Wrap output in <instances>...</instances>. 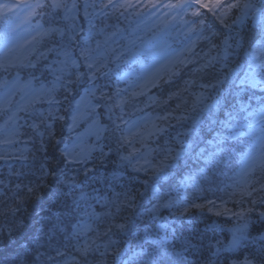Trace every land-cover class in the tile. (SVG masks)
<instances>
[{
    "label": "snow or ice",
    "instance_id": "6c2138e0",
    "mask_svg": "<svg viewBox=\"0 0 264 264\" xmlns=\"http://www.w3.org/2000/svg\"><path fill=\"white\" fill-rule=\"evenodd\" d=\"M190 9L194 19L184 20ZM233 10L241 15L232 24L251 15L254 25L244 52L246 67L229 66L231 37L212 30L216 23L231 28ZM158 15L165 29L179 21L183 34L195 35L196 41L179 50L166 41L144 46L141 40L138 47L139 37H131L139 22ZM21 18L27 25L23 34ZM121 22L131 29L122 45L129 29ZM201 39L208 51L196 53ZM217 39L219 44L213 42ZM233 43L240 49L243 38ZM121 64L133 67L116 71ZM189 64L195 65L193 74L211 76L193 102V115L174 114L181 108L177 104L173 111L165 107L125 118L130 105L144 111L178 97L149 93ZM226 80L227 92L221 87ZM0 114L6 117L0 123V145L27 137L25 143L34 149L25 147L18 154L0 149V161L24 162L19 169L8 165L6 177L0 174V264H121L128 249L114 237L129 234L138 220L145 224L137 233L139 251L123 264L141 258L143 264H155L157 251L184 264L197 252L196 264H264V0H0ZM172 120L190 123L171 136ZM82 121L87 128L80 133ZM57 122L67 129L66 137L56 138ZM53 141L58 156L49 159ZM237 151L246 160L226 189L239 211L223 205V211H214L213 201H188L179 189L176 196L161 192L163 182L177 175L185 190L197 189V177H206ZM182 160L185 167L189 160L198 167L181 172ZM109 164L106 174H96L98 166ZM194 210L229 216L231 238L205 245L198 230L176 236L164 222L165 211L179 217ZM153 221L161 222L147 227ZM56 236L62 240L53 247Z\"/></svg>",
    "mask_w": 264,
    "mask_h": 264
},
{
    "label": "trees",
    "instance_id": "16d2710c",
    "mask_svg": "<svg viewBox=\"0 0 264 264\" xmlns=\"http://www.w3.org/2000/svg\"><path fill=\"white\" fill-rule=\"evenodd\" d=\"M16 2H22V0H16ZM241 2H244V0H241ZM194 9H190L188 12V15L184 16V20L191 21L194 19L191 15V11ZM241 15L239 11L233 10L232 17L229 19L228 23L232 24V18L235 16ZM251 15L245 18L242 22H238L236 24H232L231 28H224L223 25H219L216 23L215 27L212 28L215 32H223L225 35L231 37L229 40V43L232 45L231 48L228 49V62L230 67H236V66H245L246 67V59L244 52L248 48V44L251 42L252 37L254 35V25L251 23ZM206 21L210 19L209 17L205 18ZM43 23V21H41ZM113 23L115 21H112ZM164 22L162 17L156 16L151 18H145L143 21L139 22V28L136 30L135 35L131 38L135 39L136 37H139L137 39V46H140L141 40L144 42V46H150L157 42H162L160 38H157L159 36V32L157 30L158 23ZM178 27L183 28V24L179 21L175 22ZM34 26V25H33ZM121 27L125 29H129V26L125 22H121ZM209 27H212L209 25ZM132 28H136V23L132 24ZM131 29L126 31L124 33L125 39L120 40V44H125L127 42V39L129 37V32ZM207 34V33H206ZM221 39L223 37H220ZM241 38H243V46L240 49H236L235 44L233 41H240ZM188 37L185 35L178 36L172 38L171 46L173 49H180L181 47H184L187 45ZM196 41V39H195ZM214 43L219 44V39L214 40ZM118 46V45H114ZM208 44L204 40H199L196 42V46L194 48V52L196 53H202L208 51ZM213 55H216V51L213 50ZM223 54L222 52L220 53ZM147 62V61H146ZM113 68H115V65H112ZM133 65L128 64H121L119 69H116V71H130ZM135 67H139V64L135 65ZM195 67L194 64H189L186 67H182L175 71V75L172 77V79L167 83L164 84L160 90L152 89L149 95H156L157 97L164 99L169 96L170 93H178L179 96H174L171 100L168 101L167 105H161L160 107L154 108V109H145L144 111H138L133 106H128L125 109L126 119H138L141 116L144 115L145 111H152L153 113L161 111V108H167L168 111L176 110V105L180 104L181 108L177 111H175L174 114L179 115L181 113H184L185 111L189 116L193 115L194 112L192 111L193 102L196 100L197 95H199L202 92H205L206 90L201 88L202 84H207L211 80V76L207 74H193L191 69ZM22 77H26L27 73H21ZM10 78V77H6ZM111 82H115V75L112 76ZM186 82H190L186 85ZM230 81H225V83L221 86L225 92H227L229 87ZM121 87H124L123 84L120 85ZM250 95V94H249ZM256 95L259 97L261 93L257 90ZM14 99L18 100L19 96L17 95ZM144 98H141L143 100ZM244 101L247 102L248 96L245 95L243 97ZM257 101L252 102V107H256ZM66 106V105H65ZM138 108L143 109V103H139L137 105ZM6 119V117L2 116L0 114V123H3V120ZM103 123H108V120L106 117L102 118ZM23 123V121H21ZM172 127L168 129V132L171 136H175V134L179 131H182V125L186 126L190 123V121H177L172 120L170 121ZM62 122H57L54 124V129L56 132V138L60 139L61 136H67L68 132L66 128L61 127ZM87 123L82 121L80 126L77 128V132L82 131V129L86 128ZM23 131V129H22ZM27 141V137H21L20 142L12 145V146H3L0 145V149L7 148L8 151L19 153L20 150L27 147L30 150L32 149L31 142L25 143ZM55 141H53V146H50L48 149V157L49 159H52L55 156H58V149L54 146ZM63 145H61L62 147ZM115 147V145H113ZM248 149L244 148L243 153H247ZM37 157H40L43 155V153H36ZM246 160V156L243 155L240 151H237L232 159H224L223 161L219 162L218 166L214 170H210L206 177H197V183L198 188L194 189L192 187H188L186 190L181 187L179 184L180 176L177 175L175 180L166 181L163 182V186L161 187V192L169 193L172 196H176L177 192L176 190L179 189V194L183 197H186L188 201H195L196 203H202L207 204V201H213L216 205L215 210L223 211V207H227L229 209H232L233 211H239V207L233 202V199L230 198V190L226 189V185L231 184L232 179L236 176L237 173L240 172L241 168L243 167L244 161ZM30 162V161H29ZM24 162L21 161H10L8 164H6L3 161H0V174H3L5 177L7 176V173L9 171V166L11 165L14 168L19 169L21 167V164ZM202 166V165H200ZM198 167L196 163L189 160L187 167H185V163L182 160L180 162V171L181 172H187L190 169H195ZM111 168V165H105V166H98V171L96 172L97 175L106 174L107 171H109ZM91 182V178L90 181ZM103 187V186H101ZM119 190V189H117ZM238 198V197H237ZM247 199V198H245ZM227 202V203H225ZM223 205V207H221ZM211 206V205H209ZM244 207H248V204L245 203L243 205ZM99 211V208H97ZM29 211L31 212L32 209L30 208ZM175 211V209H173ZM35 212L39 213L40 208L36 207ZM163 216L165 218L164 222H168L172 225V227L176 230L175 234L176 236H190L193 232L199 231L201 235L199 236V239L202 240L203 244H207L209 241H215L217 239L227 242L231 238V234L229 233L228 229L232 226V221L229 216L221 215L216 216L213 213L207 212V211H199L194 210L193 212L189 213L188 216H179V217H172L169 212L165 211L163 212ZM36 217L34 216L33 219ZM161 221H153L151 223L147 224V227H154L155 224L160 223ZM0 223H3L2 220H0ZM145 227V224L141 221H137V223L132 227V230L127 235H119L115 236L114 239L120 240L122 242V247L128 249V254L123 257V260L121 261V264H123V261H126L128 259V256L132 254V252L139 251V241L137 239V233L142 232L143 228ZM169 239H171V236H169ZM62 240V237L56 236L52 241V246L57 247L59 246V242ZM145 247H148V250L151 251L152 248L148 245H145ZM177 247H179V244L177 243ZM5 255H8L7 252H5ZM52 255H55L53 252ZM155 264H184L183 261L174 262L170 256H167L163 253V251H157L154 254L153 257ZM200 259V253L197 252L194 255H188L187 257V264H196V262ZM137 264H143V258H141Z\"/></svg>",
    "mask_w": 264,
    "mask_h": 264
},
{
    "label": "rangeland",
    "instance_id": "374dc122",
    "mask_svg": "<svg viewBox=\"0 0 264 264\" xmlns=\"http://www.w3.org/2000/svg\"><path fill=\"white\" fill-rule=\"evenodd\" d=\"M19 23L21 25V33L23 34L27 30V25L24 24L23 18H21ZM170 23H173V25H174L171 29H165L164 22L158 23L157 30L159 32V36L157 38H160L161 40H163L162 42L166 41L171 46L172 38L176 37V35H178V36H180V34L184 35L183 33L186 32V29L184 27L179 28L175 22H170ZM251 23L253 24L252 18H251ZM186 37H188V41L186 43L187 45L191 41H195V39H196V36L192 35V34H188ZM189 37H190V39H189ZM187 45H185V46H187ZM171 48H173V47L171 46ZM181 48H183V47H181ZM86 128H87V125H86ZM85 129H82V131H80V133H83L85 131ZM89 142H92V141L89 140Z\"/></svg>",
    "mask_w": 264,
    "mask_h": 264
}]
</instances>
